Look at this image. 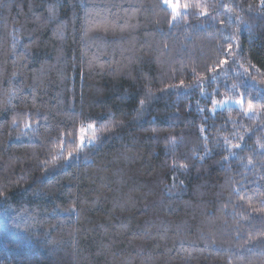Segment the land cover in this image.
Listing matches in <instances>:
<instances>
[{
  "label": "trees",
  "instance_id": "1",
  "mask_svg": "<svg viewBox=\"0 0 264 264\" xmlns=\"http://www.w3.org/2000/svg\"><path fill=\"white\" fill-rule=\"evenodd\" d=\"M179 2L0 0V264H264V3Z\"/></svg>",
  "mask_w": 264,
  "mask_h": 264
},
{
  "label": "rangeland",
  "instance_id": "2",
  "mask_svg": "<svg viewBox=\"0 0 264 264\" xmlns=\"http://www.w3.org/2000/svg\"><path fill=\"white\" fill-rule=\"evenodd\" d=\"M163 2L165 3V0H163ZM179 4V8L177 9V13L183 11V8L180 6V2L179 0H170V3H165V5H167V7L173 12L174 14V11H173V8H172V4ZM260 95L262 97H264V87H262V89L260 90ZM220 102H224L223 104V107H219L217 105L220 104ZM228 106H236V107H239L241 109H244L245 113L247 115H250L249 112H248V109H249V106L248 107H245L244 106V103H243V99H242V96L240 95H237L235 93H232L230 96H225V97H221L220 99H214V106H213V109L212 111H215L217 109H222L224 107H228ZM253 115V114H251ZM90 124H86L84 126H82L80 128V145H81V137L84 136L86 139L87 138H92L94 137L93 135V130L89 129V126ZM85 144H88V143H85Z\"/></svg>",
  "mask_w": 264,
  "mask_h": 264
},
{
  "label": "snow or ice",
  "instance_id": "3",
  "mask_svg": "<svg viewBox=\"0 0 264 264\" xmlns=\"http://www.w3.org/2000/svg\"><path fill=\"white\" fill-rule=\"evenodd\" d=\"M165 3H170V0H165ZM261 3H264V0H261ZM171 6L173 8L174 16H175L176 14H178L177 13V9L179 8V4L178 3L177 4H172ZM184 7L187 8L188 6L187 5H184ZM141 103H143V101ZM223 104H224V102H220V104L217 105V106L223 107ZM248 112H249L250 115L253 114V110H252L251 106H249ZM26 127H27V125H26ZM88 127H89V129L95 131V129H94V127L92 125H89ZM96 138H98V137H95L94 136L92 138H87L86 139L84 136H82L81 137V146H83L85 143H88V144L94 143V141H95Z\"/></svg>",
  "mask_w": 264,
  "mask_h": 264
}]
</instances>
